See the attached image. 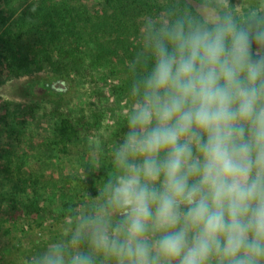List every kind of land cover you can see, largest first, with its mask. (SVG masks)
<instances>
[{
  "label": "clouds",
  "instance_id": "clouds-1",
  "mask_svg": "<svg viewBox=\"0 0 264 264\" xmlns=\"http://www.w3.org/2000/svg\"><path fill=\"white\" fill-rule=\"evenodd\" d=\"M141 40L100 198L29 264H264V15L201 0Z\"/></svg>",
  "mask_w": 264,
  "mask_h": 264
},
{
  "label": "rangeland",
  "instance_id": "rangeland-1",
  "mask_svg": "<svg viewBox=\"0 0 264 264\" xmlns=\"http://www.w3.org/2000/svg\"><path fill=\"white\" fill-rule=\"evenodd\" d=\"M88 2L91 9L104 6L103 0ZM186 2L196 8L201 0ZM210 7L231 11L238 16L263 11L264 0H210ZM159 17L163 19V13ZM149 20L152 19L145 17L137 24L139 42L143 25ZM83 53L86 57L76 69L70 67V60L58 63L60 76H52L51 68H46L21 76L4 73L0 81V114L6 105L10 111L19 113V121H26L18 141L0 131V156L3 148L8 155L14 146H18V154L22 147L27 150L20 172L32 177L33 187L27 188L21 196L39 201L43 208V223L59 230L70 226L75 213L100 198L98 186L110 165L111 152L123 134L124 117L133 105L130 80L127 79L128 65L115 61L93 65L87 72L90 55ZM52 84L54 88H51ZM54 106L59 110L70 109L74 115L83 116L87 121L83 136L71 145L66 155L48 149L53 139ZM92 140L95 145L89 143ZM4 164L0 157V183L4 184L5 177L11 184L14 181L12 168L4 167ZM24 207L20 204L9 209L11 207L0 201V264H29L31 257L47 245L49 238L56 237L52 232L42 233L37 229L30 215L20 210ZM8 211L11 216L5 214ZM20 224L32 227L29 229L31 237H27L23 245L13 248V237L19 236L17 228ZM4 228L11 229L9 235L3 233Z\"/></svg>",
  "mask_w": 264,
  "mask_h": 264
},
{
  "label": "trees",
  "instance_id": "trees-1",
  "mask_svg": "<svg viewBox=\"0 0 264 264\" xmlns=\"http://www.w3.org/2000/svg\"><path fill=\"white\" fill-rule=\"evenodd\" d=\"M103 5L100 9H91L88 0H0V81L4 73L21 76L46 68H51L52 76H60L58 63L70 60V67L76 69L86 57L83 52L90 55L87 72L93 65L116 61L128 65L127 79L130 80L133 59L142 47V40L139 42L137 37V24L145 17L162 20L160 13L164 19L169 11L195 10L186 0H103ZM216 10L221 11L219 8ZM256 13L264 15V10ZM248 14L237 17L243 20ZM54 87L52 84L51 88ZM61 87L58 86L59 89ZM2 109L0 131L18 141L26 121H19V113L10 111L6 105ZM52 111L53 139L48 149L66 155L71 145L83 136L87 121L83 116L74 115L70 109L59 110L54 106ZM17 148L11 147L9 155L4 148L1 151L4 167L12 168L14 181L8 184L10 180L4 177V184L0 183V201L11 207L9 209L24 205L20 210L30 215L37 229L57 236L62 230L43 223V208L39 201L21 196L27 188L33 187V181L32 177L20 172L27 150L22 147L18 154ZM33 194L38 196L36 192ZM5 214L11 216L9 211ZM30 227L28 224L18 226L19 236L13 237V248L23 245L26 238L31 237ZM10 232V228L3 230L7 235Z\"/></svg>",
  "mask_w": 264,
  "mask_h": 264
}]
</instances>
